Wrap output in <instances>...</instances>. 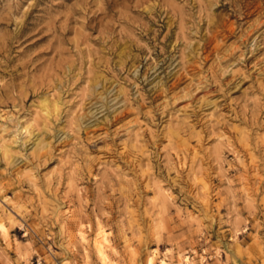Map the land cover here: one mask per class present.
Returning a JSON list of instances; mask_svg holds the SVG:
<instances>
[{
	"label": "rangeland",
	"instance_id": "obj_1",
	"mask_svg": "<svg viewBox=\"0 0 264 264\" xmlns=\"http://www.w3.org/2000/svg\"><path fill=\"white\" fill-rule=\"evenodd\" d=\"M23 2L27 4V0ZM17 7L0 0V47L5 52L17 53L8 24L16 16ZM179 9L177 0L176 10L164 9L168 16L163 21L145 15L143 19L150 27L137 33V40L143 44L151 39L152 44L158 42L160 46L171 42L170 50L175 52L184 43L178 41ZM156 10L160 11L159 5ZM114 12L127 15L126 9L116 7L114 0H35L22 18L13 21H18L19 27L15 36L23 41L18 55L27 54L37 67L45 63L51 75H58L52 61L55 53H59L57 59L75 61L77 54L99 55L111 43L113 30L120 27ZM233 31L234 26H229L227 32ZM125 42L129 43L127 49ZM196 47L185 44L179 55L173 57L176 63L168 66V73L175 70L171 88L179 86V91H170L161 77L153 85L156 91L152 96L141 93L148 97L146 105L137 107L132 103L118 125L106 127L104 121L108 118L101 106L79 120L73 116L63 124L59 119L49 121L44 125L42 139L33 143L21 135L20 125L15 130L17 138L11 140L13 134L7 120L12 117L4 116L12 108L11 103L0 112V134H6L0 139V203L11 202L5 205L11 214L2 221L4 231L0 229V264H145L152 249H156L154 264H161L162 259L168 264L169 257L174 264H264V130L259 129L264 111H260L255 126L251 119L222 124L217 117L215 127L227 140L219 135L204 136L201 125L195 124L189 115L199 108L194 115L208 112L209 117L214 116L209 101L217 100L225 92L240 103H264L258 91L259 85L264 84V59L255 57V45L252 59H238L236 45L229 43L226 36L217 39L214 59L203 52L202 45L200 51ZM146 51L130 41H121L116 47L117 54L134 57L136 71L143 73L145 82L147 74L155 71L152 59L147 55L141 57ZM210 76L222 86L220 93L215 84L209 86ZM42 79L47 77L42 75ZM48 86L54 88L55 81L48 79ZM33 88L27 92L24 107L43 91L35 85ZM111 95L109 92L108 96ZM118 101L123 107V98L117 96L111 102L113 111ZM232 106L220 108L221 114ZM235 107L240 110L239 105ZM41 109L47 110L45 100L39 102L33 114L39 116ZM161 119L168 121L163 127ZM189 124L200 135L179 140L182 129ZM153 146L159 149L160 160L152 158L149 162L145 153L151 152ZM165 148L172 150L173 161L179 151L186 150L194 161L198 154L204 157L211 153L214 160L227 157L235 165H224L226 172L216 165L211 182L203 161L196 169L200 174L193 175L192 183L199 187V203L215 215L211 221H201L191 206L187 216L181 210V227L196 229L197 235L190 238L199 240L192 245L181 241L183 254L172 243L165 246L156 242L165 235L162 230L168 229L165 219L154 220L151 214L141 216V211L149 206L167 211L169 198L174 195L166 177L161 175V169L167 172ZM25 209L29 213L27 218ZM17 221L24 224L23 229ZM208 223L212 224L210 229L204 227ZM98 228L103 229L107 238L106 263L93 245ZM180 231L176 229L172 235L177 236ZM183 234L188 235L186 231Z\"/></svg>",
	"mask_w": 264,
	"mask_h": 264
},
{
	"label": "clouds",
	"instance_id": "obj_2",
	"mask_svg": "<svg viewBox=\"0 0 264 264\" xmlns=\"http://www.w3.org/2000/svg\"><path fill=\"white\" fill-rule=\"evenodd\" d=\"M5 2L8 5L18 6L16 16L11 17L8 21L13 32L12 45L13 48L17 49V53L10 50L5 52V49L0 47V53H4L3 56H0V112H4L9 103L12 104V108L4 112L5 119L8 116L12 117L11 120H7L9 132L13 134L11 140L17 138L15 132L17 125H20L21 135L26 136L35 143L42 139L46 131L44 125L49 121L59 119L60 124H63L65 120L73 116L79 120L88 111L94 108L98 109L101 106L105 108V116L108 118L107 121H104L106 127H111L112 124L118 125L121 119L124 118L123 114L129 110L132 103H135L137 107H140L141 104L146 105L148 97L141 95V93L146 92L148 96H152L156 91L153 85L161 77L169 85L170 91H179V86L176 89L171 88L175 70L168 73L167 69L170 64L176 63L173 57L179 55L185 44H195L197 46L196 51H200L202 45L203 52L214 59L213 49L217 39L226 36L229 43L236 45L234 52L239 53L238 59L245 60L246 56L248 59H252L253 45H255V57L264 59V0H180L178 41L182 40L184 43L179 44L175 52L170 50L172 47L171 42L168 45L160 46L158 42L152 44V40L149 39L148 43L142 44L137 40L136 34H142L150 27L149 23L143 19L145 15L163 21L168 16V12L164 9L176 10L177 0H114L115 6L124 7L127 15L122 16L113 13L116 17V23L120 27L113 30L114 38L111 43L104 47L99 55L96 53L83 56L77 54L75 61H66L63 58L57 59L59 53H55L52 61L58 75H51L45 63H41L40 67H37L35 63L30 62V57H27V54L25 56L18 55V50L23 45V41L15 36V33L19 31V27L18 21L16 24H13V21L17 20V17L22 18L23 13L27 12L28 7L35 3V0H27V4L23 0H5ZM157 5L160 6V11L156 10ZM185 5L187 7H184ZM224 5L227 6L226 10ZM229 26H234V31L231 33L227 32ZM152 31H155V28ZM121 41L135 42L141 48L147 49L146 52L141 53V57L149 56L155 65V71L147 74L146 82L143 79V73L138 74L136 71L134 57L116 53V47ZM149 44H152V47H149ZM128 47L129 43L125 42L124 48L127 49ZM14 56L15 59H13ZM109 57L112 58L109 59ZM144 62L146 63V61ZM42 69L43 73L41 72ZM42 75L47 79H42ZM48 79L55 81L54 88H49ZM213 84L216 85V91L220 93L222 86L214 77L210 76L209 86ZM33 85L36 88L43 89V91L34 98L28 107H24L27 92L35 90ZM228 91L230 92L231 88ZM250 91L256 90L250 89ZM258 91L264 97V84L259 85ZM109 92L112 93L111 96H108ZM117 96L123 98V107L119 106L120 101H118L113 111L111 102ZM41 100L47 102V110L41 109L40 115L35 116L33 114L34 110L39 106ZM221 100L223 101L222 104L220 103ZM250 104L251 106H249ZM216 105H219V107ZM229 105H233L230 111L222 115L220 108H227ZM235 105H239V111H237ZM208 106L215 113L214 116L209 117L208 112H204L199 116L194 115V113L199 112V108L194 109L189 115L195 124L201 125V133L204 136L219 135V138L223 140H227V137L220 132L219 127H215L217 117L220 118L222 124L228 123L229 120L248 121L251 119L253 126H255V120L260 111H264V103L257 104L252 101L240 103L235 97L228 95L227 92L217 100L209 101ZM93 123L99 122L94 121ZM167 123V119H161L160 126L163 127ZM259 129L264 130V121L260 123ZM194 134L200 135L196 133L193 124H189L182 129L179 140H183L185 137L191 140ZM4 135L6 134H0V139H3ZM11 140L8 142L11 143ZM163 151L168 164L165 165L167 172L161 169V175L166 177V183H168L169 189L174 191V195L169 198L170 203L167 206V211L159 207L149 206L146 211H141V216L151 214L154 220L165 219L168 223V229L162 230L165 235L156 242L165 246L172 243L177 252L183 254V248L180 247L181 241L192 245L198 243L199 240L192 241L190 238L197 235L196 229L181 227V221L178 219L181 210H183V216H187V209L191 206L196 209L201 221H211L212 216L215 215L214 212L209 213L199 203V187L192 183L193 175L200 174L196 169L203 161L207 165L204 171L208 173L211 182L213 174L216 173V165H219L223 172L227 171L224 165H228L229 168L235 165L229 163L227 157H224L222 161H216L211 153H205L204 157H200L198 154L197 159L194 161L186 150L179 151L175 161H173L172 150L165 148ZM145 155L149 156V162L152 158L157 161L160 160L159 149L155 146H153L151 152H146ZM238 159L239 157H237ZM173 171L176 172L175 176L171 175ZM111 183L112 181H109L110 185ZM229 183L231 184V181ZM215 192L216 188L214 187L212 194L215 195ZM8 203L11 202L0 203V221H6L11 214L5 206ZM24 212L25 218H27L29 215L28 210L25 209ZM35 219H39V212H37ZM17 224L22 229L24 228V224L20 221H17ZM211 226V223L204 225L209 229ZM0 227H2V224H0ZM176 229H181L180 234L173 236L172 232ZM185 231L188 235L183 234ZM25 235H27V232H25ZM200 236L202 238V233ZM168 264H174L172 257H169Z\"/></svg>",
	"mask_w": 264,
	"mask_h": 264
},
{
	"label": "bare ground",
	"instance_id": "obj_3",
	"mask_svg": "<svg viewBox=\"0 0 264 264\" xmlns=\"http://www.w3.org/2000/svg\"><path fill=\"white\" fill-rule=\"evenodd\" d=\"M3 222L0 221V224H2ZM0 229H3V224L2 227H0ZM100 231L98 233V236L94 239L93 245L96 249V253L98 255V257L101 259V261L103 263H106L107 260V255H106V251H105V242H107V238L105 237V233L102 231L103 229L98 228ZM81 238L84 239V236L81 234ZM156 249H152L151 252L148 254V256L146 257V263L145 264H154V253ZM161 264H164V260H161Z\"/></svg>",
	"mask_w": 264,
	"mask_h": 264
}]
</instances>
